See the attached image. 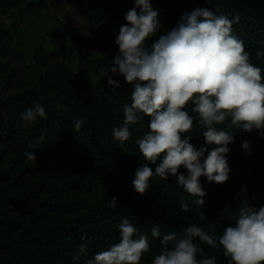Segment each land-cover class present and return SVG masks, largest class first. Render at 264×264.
<instances>
[{"label": "trees", "instance_id": "trees-1", "mask_svg": "<svg viewBox=\"0 0 264 264\" xmlns=\"http://www.w3.org/2000/svg\"><path fill=\"white\" fill-rule=\"evenodd\" d=\"M150 2L159 12L161 28L147 42L149 48L182 14L208 8L236 20L233 34L244 41L250 61L264 70V57L256 58V51L264 49V0ZM134 6L135 0H0V264H86L119 241L117 226L123 218L139 234L148 235L151 252L141 264H150L160 247L159 238L150 234L153 225H159L161 236L179 233L192 223L205 230L215 224L220 234L228 223L220 210L225 205L235 210L237 194L245 187L247 196L255 197L253 205H264V136L260 130L239 127L230 130L234 142L228 145L229 179L218 184L204 175L199 178L206 192L204 206H198L197 198L171 174L167 180L154 176L144 194L136 192V170L148 163L155 171L159 163L145 161L136 144L149 131L150 117L130 125L131 138L122 146L114 139L113 129L124 120L123 105L131 102V85L120 75L113 76L119 88L108 84L99 69L112 66L115 58L83 55L85 44L70 22L79 18L90 23L100 38L119 50L116 37ZM41 14L49 15L55 25L28 34L14 22ZM72 47L79 54V69L93 79H84L71 67ZM36 103L44 106L46 116L26 124L21 113ZM192 108L189 104L186 110L194 117L193 129L184 138L190 137L196 149L206 146L210 151L216 145L205 144L204 129ZM80 119L81 129L74 131V121ZM229 123L217 128L228 131ZM244 141L250 142V154L242 147ZM33 151L36 161L27 160L24 154ZM179 172L188 174L183 166ZM113 196L115 206L110 203ZM182 203L188 205L187 212ZM195 242L200 243L198 238ZM81 245L86 247L83 253ZM201 247L217 264H228L222 248Z\"/></svg>", "mask_w": 264, "mask_h": 264}, {"label": "clouds", "instance_id": "clouds-1", "mask_svg": "<svg viewBox=\"0 0 264 264\" xmlns=\"http://www.w3.org/2000/svg\"><path fill=\"white\" fill-rule=\"evenodd\" d=\"M125 20L128 23L120 27L115 40L119 51L112 66L99 71L115 88L120 87V82L113 79L116 75L131 85V102L123 105V123L112 132L121 146L131 138L130 125L137 124L142 116L150 117L149 131L136 144L145 161L159 163L155 171L148 163L138 168L134 188L142 195L150 187L151 178L167 180L171 174L186 193L197 198L198 206H204L206 192L199 178L204 175L218 184L229 179L228 145L234 142L230 130L257 129L264 136V70L250 61L244 41L233 34L236 20L208 8L182 14L150 48L147 42L161 28L159 12L150 0H135ZM261 57L264 49L256 51V58ZM189 104L204 129L205 144L216 145L210 151L206 146L196 149L190 137L184 138L194 125V117L186 110ZM45 116V108L39 103L21 113L26 124ZM229 119L228 131L217 128ZM82 124V119L74 121V131H79ZM242 147L250 154L249 141ZM24 155L36 161L34 151ZM181 166L188 170L187 175L179 172ZM254 198L247 196L245 187L237 194L235 210L231 205L220 210V217L228 222L220 234L215 224L205 230L192 223L179 233L171 231L161 236L159 225H153L150 234L153 239L159 238L160 247L150 264H217L215 256L204 254L201 244L222 248L228 264H264V205H253ZM116 200L113 196L110 203L115 206ZM181 207L189 210L186 203ZM205 218L202 214L201 220ZM117 227L119 241L95 253L86 264H141L145 254L151 252L148 235L139 234L127 218ZM80 251L85 252L86 247L81 245Z\"/></svg>", "mask_w": 264, "mask_h": 264}, {"label": "rangeland", "instance_id": "rangeland-1", "mask_svg": "<svg viewBox=\"0 0 264 264\" xmlns=\"http://www.w3.org/2000/svg\"><path fill=\"white\" fill-rule=\"evenodd\" d=\"M12 19L9 18L8 21ZM15 23L18 24L20 30H24L28 34H33L35 30L40 29H49L55 22L52 21L49 15L41 14L40 16H36L35 18H23L22 20H14ZM73 26H75L79 30V35L81 36V40L85 44V48L83 50V55H87L88 57H92L96 60L103 59L105 56L110 58H115L118 54V49L112 47L107 40L100 38L93 29V26L90 23L83 22V20L72 19L70 21ZM55 25V24H54ZM33 36L30 37L31 40ZM30 40V41H31ZM37 38L34 39L33 44H37ZM41 41V40H39ZM46 42H49V37L47 36ZM73 46V44H72ZM79 54L72 47L70 52L68 61L71 67L81 73L84 79H93L94 76H91L90 72L81 71L79 68L78 62ZM83 70V68H82Z\"/></svg>", "mask_w": 264, "mask_h": 264}]
</instances>
